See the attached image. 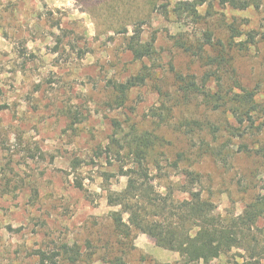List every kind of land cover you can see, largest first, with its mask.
I'll use <instances>...</instances> for the list:
<instances>
[{"label":"rangeland","instance_id":"374dc122","mask_svg":"<svg viewBox=\"0 0 264 264\" xmlns=\"http://www.w3.org/2000/svg\"><path fill=\"white\" fill-rule=\"evenodd\" d=\"M179 1L191 0H0V264H37L36 251L54 253L62 244L92 255L77 264H183L148 233L132 229L121 240L114 232L111 214L121 208L107 204L108 190L125 189L132 163L125 147L137 136H150L145 164L167 199H186L182 174L193 173L199 182L190 189L227 223L261 192L264 161L236 151L264 144V119L256 136L231 139L224 129L232 120L181 94L174 72L199 81L204 67L194 48L204 33L227 44L233 21L243 34L264 33V14L254 6L264 0H248L245 10L206 0L196 23L171 13ZM137 26L142 42L155 39L150 59L137 61L127 49ZM231 53L238 81L257 88L263 103L264 42ZM141 76L119 94V85ZM208 123L221 128L218 136ZM218 146L230 151L227 164L214 156ZM263 228L261 217L252 233ZM247 261L241 246L208 264Z\"/></svg>","mask_w":264,"mask_h":264},{"label":"trees","instance_id":"16d2710c","mask_svg":"<svg viewBox=\"0 0 264 264\" xmlns=\"http://www.w3.org/2000/svg\"><path fill=\"white\" fill-rule=\"evenodd\" d=\"M220 4L230 6L235 10H245L250 6L248 0H218ZM206 0L179 1L172 8L171 13L180 19L188 17L193 23L200 20L199 8L205 5ZM256 9H262L264 4L254 3ZM165 14L169 13L163 6ZM236 21L227 26L229 40L227 44L215 40L210 33L202 35V42L194 48V55L202 62L204 73L197 82L192 76H182L174 72L177 90L186 97L202 98L203 106L209 110L226 114L233 122L227 125L224 131L231 139L254 137L258 128V119H264V102L259 103L257 88L246 89L242 87L236 77L234 59L231 50L242 49L245 45H252L257 38L264 42V33L248 31L242 33ZM134 29L133 35L128 38L127 49L137 61L150 59L154 55V42H142L140 26ZM244 37V40L240 39ZM178 46L186 51L190 50L183 41ZM144 82V77H136L124 85L118 86L121 96L132 87ZM199 85H198V84ZM213 84L211 89L209 86ZM162 123L163 115H158ZM223 130V129H222ZM208 131L212 136H218L221 128L208 123ZM191 135L193 131H190ZM151 142L149 135L134 137L127 141L128 155L132 163L126 171V187L122 192L108 190L107 204L111 207H120V212L111 214L115 234L121 240L131 237L132 229L150 234L155 239V244L163 249L177 252L183 264H208L218 259L222 254L234 248L244 246L248 261L246 264H260L264 260V228L259 234L252 233L259 218L264 217V179L261 192L253 198L242 217L225 223L215 213L216 208L202 198L201 192L190 189L199 182L197 175L183 173L182 176L188 184L181 192L188 197L182 201L167 199L155 190L151 181L150 172L146 166V153L144 148ZM124 147L121 150L125 149ZM251 152L254 156L264 161V144H259L253 150L247 145L239 146L236 153ZM213 154L220 162L227 164L230 151L225 146L213 149ZM174 168L178 169L175 163ZM123 214L128 215L127 224ZM174 220L177 222L175 223ZM179 223L183 225L179 226ZM184 224H189L186 228ZM191 225L196 231L191 230ZM37 264H59V261H68L77 264L82 260L91 262L92 255H84L77 245L62 244L54 253L42 250L35 252ZM117 261V260H116ZM118 264V263H116Z\"/></svg>","mask_w":264,"mask_h":264}]
</instances>
